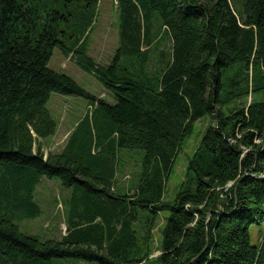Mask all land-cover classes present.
<instances>
[{
    "label": "trees",
    "instance_id": "trees-1",
    "mask_svg": "<svg viewBox=\"0 0 264 264\" xmlns=\"http://www.w3.org/2000/svg\"><path fill=\"white\" fill-rule=\"evenodd\" d=\"M98 7L0 0V264H264V232L251 237L264 224V0H117L120 45L108 65L87 53ZM56 48L116 104L50 68ZM54 92L91 110L61 153L45 154L42 141L58 129ZM206 117L166 201L182 145ZM127 150L144 152L130 191L117 182ZM44 176L72 191L60 240L16 223L39 215L33 192Z\"/></svg>",
    "mask_w": 264,
    "mask_h": 264
},
{
    "label": "rangeland",
    "instance_id": "rangeland-1",
    "mask_svg": "<svg viewBox=\"0 0 264 264\" xmlns=\"http://www.w3.org/2000/svg\"><path fill=\"white\" fill-rule=\"evenodd\" d=\"M98 16L93 29L87 37V53L98 64L108 65L119 48V12L117 10V0H99ZM53 70L64 73L72 77L81 87L89 93L104 98L111 104H116L117 99L108 91L102 82L93 74L83 69L79 64L66 58L63 52L56 48L49 63ZM264 97V95L262 96ZM254 96L238 101L237 106L250 103ZM259 98V96H258ZM90 102L84 97L77 95H66L58 92L52 93L47 107L52 117L58 123L57 133L48 137L51 139L44 147L45 154L50 152L59 153L64 148L67 138L64 137L68 131L70 134L77 129V126L90 114ZM234 107V108H236ZM210 119L208 117L200 120L194 129L191 137L185 140L182 151L178 156L173 172L168 181L165 200L171 201L177 195L180 185L185 180L188 160L194 155L205 129L208 127ZM69 134V135H70ZM68 135V136H69ZM64 137V138H63ZM62 139L58 143L55 139ZM56 146V149L54 147ZM63 148V149H62ZM123 156L124 168L118 176L120 189L130 191L132 189L133 177L143 170L144 152L141 150L129 151ZM140 161H139V158ZM35 202L39 206L40 212L36 217H28L17 221L21 231L40 240H60L65 234L67 223V206L71 199L72 191L63 186L58 178L42 177L41 182L33 192ZM164 226V219L161 218L154 230L155 247L159 248L161 230ZM264 232V224L251 228L252 242L259 239V233ZM159 244V245H158ZM159 246V247H158ZM159 254V250L154 252V256ZM50 264H97L84 262L75 259H55Z\"/></svg>",
    "mask_w": 264,
    "mask_h": 264
},
{
    "label": "crops",
    "instance_id": "crops-1",
    "mask_svg": "<svg viewBox=\"0 0 264 264\" xmlns=\"http://www.w3.org/2000/svg\"><path fill=\"white\" fill-rule=\"evenodd\" d=\"M70 132H71V131H68L67 134L64 136L65 138H66V136H67V138L63 141V143H64L65 141L67 142L68 137H69L68 135L70 134ZM56 133H57V132H56ZM55 135H56V134H55ZM55 135H54V136H55ZM64 137H63V138H64ZM63 138H62V139H63ZM51 139H53V138H51ZM51 139H44V140L42 141V149H43L44 152H45L44 147L47 145V143H49V144L51 143V142H48V141H50ZM62 139H57V138H56L55 140H56L58 143H60L59 141H62ZM65 144H66V143H65ZM64 147H65V145H64ZM64 147H63V148H64ZM63 148H62V149H63ZM55 149H56V146L54 147L53 150H55ZM61 152H62V151H61ZM61 152H59V153H61ZM53 153H54V152H53Z\"/></svg>",
    "mask_w": 264,
    "mask_h": 264
},
{
    "label": "built area",
    "instance_id": "built-area-1",
    "mask_svg": "<svg viewBox=\"0 0 264 264\" xmlns=\"http://www.w3.org/2000/svg\"><path fill=\"white\" fill-rule=\"evenodd\" d=\"M231 186H232V185H229L228 188L231 187Z\"/></svg>",
    "mask_w": 264,
    "mask_h": 264
},
{
    "label": "bare ground",
    "instance_id": "bare-ground-1",
    "mask_svg": "<svg viewBox=\"0 0 264 264\" xmlns=\"http://www.w3.org/2000/svg\"><path fill=\"white\" fill-rule=\"evenodd\" d=\"M229 185H232V183H231V184H229ZM229 185H228V186H229Z\"/></svg>",
    "mask_w": 264,
    "mask_h": 264
}]
</instances>
